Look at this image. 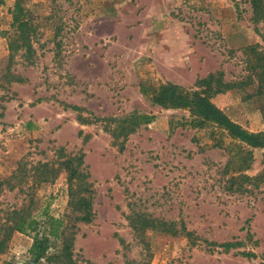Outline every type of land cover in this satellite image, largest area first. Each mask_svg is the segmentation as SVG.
<instances>
[{"label": "rangeland", "instance_id": "1", "mask_svg": "<svg viewBox=\"0 0 264 264\" xmlns=\"http://www.w3.org/2000/svg\"><path fill=\"white\" fill-rule=\"evenodd\" d=\"M251 18L250 0H0V182L17 176L0 187V224L26 204L20 170L47 163L34 208L74 225L76 264H264V147L153 102L166 84L239 82L243 49L264 50ZM210 100L264 134V90ZM31 243L13 233L0 264H29Z\"/></svg>", "mask_w": 264, "mask_h": 264}, {"label": "trees", "instance_id": "2", "mask_svg": "<svg viewBox=\"0 0 264 264\" xmlns=\"http://www.w3.org/2000/svg\"><path fill=\"white\" fill-rule=\"evenodd\" d=\"M252 22L255 26L264 24V4L261 0H250ZM245 76L237 83L230 84L222 81L221 74H209L205 79L195 84V91H188L176 85L166 84L159 88L153 96V102L163 108L187 109L200 121L211 122L222 127L230 136L239 139L249 147L263 148L264 134L246 132L238 125L232 123L211 102V95L222 92L233 86L241 90L242 99H249L254 94L264 90V50L258 45L248 46L243 49ZM69 162V161H68ZM61 165V164H60ZM57 169L47 163H37L27 169L20 170L26 176L19 181L24 184V190H18L24 194V202L19 208L7 211L4 214V222L0 224V253L5 249L7 241L13 233H17L31 239L28 249L29 264H38L44 261L47 264H76L72 259V240L65 238V233L74 227L63 219L55 218L49 214V204L45 203L37 208L39 199L35 194V187L39 184L52 183ZM72 174H76L72 171ZM17 178L15 173L0 182L2 185L11 186V181ZM244 180H250L244 176ZM264 179V173L257 176L256 180ZM70 178L68 179V182ZM13 186V185H12ZM11 186V187H12ZM91 197L80 198L78 206L82 207L78 221L88 224L92 221ZM141 220V216L137 218ZM149 222H144L146 227ZM165 225L154 224L151 228ZM161 226L159 227L161 229ZM168 230L167 228H163ZM58 244V246H56ZM52 250V251H51ZM3 264H15L11 262Z\"/></svg>", "mask_w": 264, "mask_h": 264}, {"label": "crops", "instance_id": "3", "mask_svg": "<svg viewBox=\"0 0 264 264\" xmlns=\"http://www.w3.org/2000/svg\"><path fill=\"white\" fill-rule=\"evenodd\" d=\"M37 128H38V124H35V122L33 121L31 122L26 121V123L24 124V129L28 133H33L34 131H36Z\"/></svg>", "mask_w": 264, "mask_h": 264}]
</instances>
